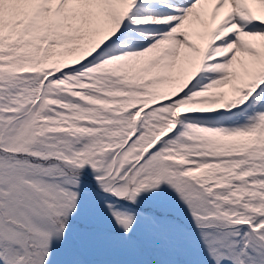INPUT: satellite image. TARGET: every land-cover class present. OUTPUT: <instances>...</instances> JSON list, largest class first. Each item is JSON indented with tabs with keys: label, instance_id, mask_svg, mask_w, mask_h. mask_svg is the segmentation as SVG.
Instances as JSON below:
<instances>
[{
	"label": "snow or ice",
	"instance_id": "snow-or-ice-1",
	"mask_svg": "<svg viewBox=\"0 0 264 264\" xmlns=\"http://www.w3.org/2000/svg\"><path fill=\"white\" fill-rule=\"evenodd\" d=\"M0 264H264V0H0Z\"/></svg>",
	"mask_w": 264,
	"mask_h": 264
}]
</instances>
